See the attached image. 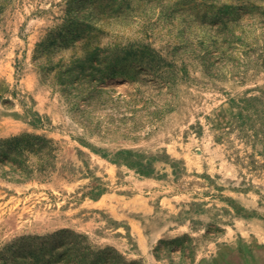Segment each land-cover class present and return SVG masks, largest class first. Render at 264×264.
Segmentation results:
<instances>
[{
  "label": "rangeland",
  "instance_id": "obj_1",
  "mask_svg": "<svg viewBox=\"0 0 264 264\" xmlns=\"http://www.w3.org/2000/svg\"><path fill=\"white\" fill-rule=\"evenodd\" d=\"M89 56L114 59L113 77ZM256 112L264 0H0V141L58 148L45 176L0 159V264L106 247L139 264H264Z\"/></svg>",
  "mask_w": 264,
  "mask_h": 264
},
{
  "label": "trees",
  "instance_id": "obj_2",
  "mask_svg": "<svg viewBox=\"0 0 264 264\" xmlns=\"http://www.w3.org/2000/svg\"><path fill=\"white\" fill-rule=\"evenodd\" d=\"M215 16L219 22L223 24H226V22L230 20V12L228 11L219 10L216 12ZM241 17L242 15L240 14L239 18ZM100 51L105 53V49H100ZM113 60L114 59L112 58L109 59L104 56L101 58L88 57L90 66H92V72L93 74H98L99 80H103L105 77H113L114 73L111 72L112 66H115V61ZM78 62L79 65H82L83 63L81 60ZM72 67H70V69ZM93 76L95 77V75ZM260 100V97L256 95L248 96L244 99L245 103H248L249 101L257 102ZM252 109L256 111V107H252ZM255 115L257 118L255 119L254 125H250L248 129L254 130L253 135L257 137L256 131L257 133H260V135H264V123L262 122L264 119V112L259 114L256 112ZM255 124L260 125L262 130H256ZM57 151L58 148L52 139L36 134L22 133L0 141V159L7 163L11 170L18 174L19 177H23L24 179L30 178L34 174L45 176L52 168L53 159H55ZM32 158L36 159V161H34L35 163L32 162ZM127 164L130 165V163ZM145 165L146 164H141V166ZM140 171L142 173L146 172L142 169ZM107 251H110L111 254H107ZM87 252L89 253L90 251ZM153 254L157 257L156 249H154ZM89 255L90 257L87 255L85 259L77 260L69 264H82L85 260H87L89 264H139V261L127 260L125 257L117 253L115 249L110 247H106L94 253L90 252Z\"/></svg>",
  "mask_w": 264,
  "mask_h": 264
}]
</instances>
